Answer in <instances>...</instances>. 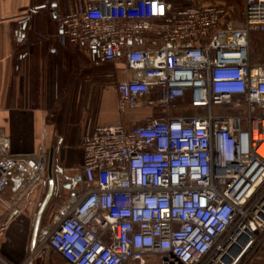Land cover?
I'll return each mask as SVG.
<instances>
[{
  "label": "built area",
  "instance_id": "1",
  "mask_svg": "<svg viewBox=\"0 0 264 264\" xmlns=\"http://www.w3.org/2000/svg\"><path fill=\"white\" fill-rule=\"evenodd\" d=\"M83 3L52 11L60 43L125 77L114 86L120 114L155 115L82 135L85 189L22 264L45 247L67 264H238L264 246V64L249 55L264 0ZM19 168L37 179L45 163L11 156L0 129V194Z\"/></svg>",
  "mask_w": 264,
  "mask_h": 264
},
{
  "label": "crops",
  "instance_id": "2",
  "mask_svg": "<svg viewBox=\"0 0 264 264\" xmlns=\"http://www.w3.org/2000/svg\"><path fill=\"white\" fill-rule=\"evenodd\" d=\"M83 4L0 0V129L11 156L45 163L37 179L15 169L0 194V264H22L38 234L54 224L58 209L84 191L82 135L93 127L129 128L142 120L123 121L114 86L125 77L115 66L84 46L60 43L52 11L76 13ZM147 112V119L155 115ZM50 154L51 182L46 170ZM30 264L67 263L45 247ZM239 264H264V246Z\"/></svg>",
  "mask_w": 264,
  "mask_h": 264
},
{
  "label": "rangeland",
  "instance_id": "3",
  "mask_svg": "<svg viewBox=\"0 0 264 264\" xmlns=\"http://www.w3.org/2000/svg\"><path fill=\"white\" fill-rule=\"evenodd\" d=\"M249 55H250V60L252 62L264 64V35L262 34H250L249 35ZM107 66L111 67L112 65H106V68ZM181 109L182 111L173 110L172 114L175 115L180 112L184 113L186 111V110H183L184 108L182 106H181ZM143 117H145L146 119L145 118L143 119ZM147 117H148L147 109H139V110L129 111L128 113H125L123 117L124 118L123 121H127L133 118L134 119L142 118V120L138 122V124L141 125V124H145V122L148 120ZM139 262L141 264H160V260L157 257V255H145L139 260ZM239 263H241V260Z\"/></svg>",
  "mask_w": 264,
  "mask_h": 264
},
{
  "label": "water",
  "instance_id": "4",
  "mask_svg": "<svg viewBox=\"0 0 264 264\" xmlns=\"http://www.w3.org/2000/svg\"><path fill=\"white\" fill-rule=\"evenodd\" d=\"M46 170H47L48 180L51 182L52 181V154L49 155Z\"/></svg>",
  "mask_w": 264,
  "mask_h": 264
},
{
  "label": "bare ground",
  "instance_id": "5",
  "mask_svg": "<svg viewBox=\"0 0 264 264\" xmlns=\"http://www.w3.org/2000/svg\"><path fill=\"white\" fill-rule=\"evenodd\" d=\"M234 261H236V258L234 257V259H233Z\"/></svg>",
  "mask_w": 264,
  "mask_h": 264
}]
</instances>
